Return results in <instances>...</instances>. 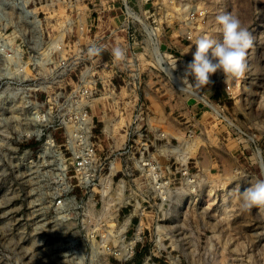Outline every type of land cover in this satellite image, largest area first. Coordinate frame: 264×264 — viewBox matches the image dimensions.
Returning a JSON list of instances; mask_svg holds the SVG:
<instances>
[{"label": "rangeland", "instance_id": "obj_1", "mask_svg": "<svg viewBox=\"0 0 264 264\" xmlns=\"http://www.w3.org/2000/svg\"><path fill=\"white\" fill-rule=\"evenodd\" d=\"M107 2L0 0V264H264V210L238 198L264 179V0L167 2L158 42L185 64L196 38H220V14L252 36L242 77L200 87L185 64L151 69L143 31L138 87L112 56L123 33L98 37ZM185 2L202 10L189 41ZM78 156L91 160L80 170ZM122 222L140 232L128 259L104 246Z\"/></svg>", "mask_w": 264, "mask_h": 264}, {"label": "built area", "instance_id": "obj_2", "mask_svg": "<svg viewBox=\"0 0 264 264\" xmlns=\"http://www.w3.org/2000/svg\"><path fill=\"white\" fill-rule=\"evenodd\" d=\"M113 2V5L109 6L106 5V7H102V12L105 9L108 10H114L115 15L112 16L113 22L110 25L111 29L107 30V32H103L99 37L100 38H107V39H113L114 35L117 34V32L123 33V39L122 44L120 47H123L126 49L127 52V59L124 63L125 66H132L133 71V78L134 82H137V86H140L141 83V73H140V62H141V52H139L140 46H141V39L139 38V35L143 34L146 37V42H148V45L146 43V50H148V53H146L147 56L150 57V67L151 69L157 70L160 73H163L169 78H173L172 74L170 75L167 72V68L172 69L173 74L174 66H183L185 64V59L183 57L182 52H180V56L177 54V51L170 50L167 47L165 49L160 48L159 42H158V36L157 34L159 28L162 30V25L169 26L172 22L169 23L172 17H170L169 12V5L167 2L170 0H107ZM147 1L150 2L149 8H144ZM181 6V7H180ZM179 10L182 13V19L184 20V33H182V38L186 40H193L197 35L196 33L199 32V30H196L194 24V18H197L198 15L202 13L198 11L197 5L185 2L180 4ZM144 10L143 12H149L151 9L152 12H150L148 15L143 16L141 10ZM202 9V8H201ZM99 16L96 18V27L99 26ZM143 17V18H142ZM147 17H152L150 21L148 22ZM116 18V19H115ZM145 21H144V20ZM93 24V23H92ZM91 24V25H92ZM101 24V23H100ZM102 25V24H101ZM103 26V25H102ZM109 26V25H108ZM103 29V27L101 28ZM194 29V30H193ZM161 34V33H160ZM154 42L157 44V48L154 47ZM184 70H180V73H183ZM136 88V86H135ZM226 89H230V86H226ZM198 92V91H197ZM204 100L202 101L197 99L195 100L202 101L204 104H208V97L198 92ZM244 134V132H240ZM130 138V133H128V139ZM131 148V144H130ZM78 158V159H77ZM91 161L86 156H78L75 158V164L74 167L76 170H80L81 168H84V166ZM62 199L57 200V204H61ZM129 228L126 226L125 222H122L121 226L110 228L109 230H106L104 234V246H106L112 255L118 258H124L128 259L132 256L134 253V250L136 248V245L140 239V232L138 228H134L131 233L128 235ZM98 243H94L93 240L89 244V248L93 250L95 246H98ZM185 264H191L189 261Z\"/></svg>", "mask_w": 264, "mask_h": 264}, {"label": "clouds", "instance_id": "obj_3", "mask_svg": "<svg viewBox=\"0 0 264 264\" xmlns=\"http://www.w3.org/2000/svg\"><path fill=\"white\" fill-rule=\"evenodd\" d=\"M216 31L219 39L201 35L194 41L192 60L184 66L185 78L191 77L197 87L211 83V77L220 73L225 77H242L247 68L246 55L252 46V36L236 15L223 13L216 17ZM101 49L91 46L90 56L98 55ZM115 62H125L126 49L120 46L112 49ZM240 207L243 211L253 208L264 210V179H259L243 192L238 193Z\"/></svg>", "mask_w": 264, "mask_h": 264}, {"label": "bare ground", "instance_id": "obj_4", "mask_svg": "<svg viewBox=\"0 0 264 264\" xmlns=\"http://www.w3.org/2000/svg\"><path fill=\"white\" fill-rule=\"evenodd\" d=\"M154 47H155V44H154ZM157 47H158V46H157ZM157 47H156V48H157ZM182 89H183V90H188V91H190V92H191V94H193L194 96H196V95H198V96H199V94H197V93H194V92L192 91V89H191V90H189V89H188V87H185V88H182ZM199 97H200V96H199ZM199 97H198L197 99H199V100H201V99H202V101L204 100L203 98H201V97L199 98Z\"/></svg>", "mask_w": 264, "mask_h": 264}, {"label": "crops", "instance_id": "obj_5", "mask_svg": "<svg viewBox=\"0 0 264 264\" xmlns=\"http://www.w3.org/2000/svg\"><path fill=\"white\" fill-rule=\"evenodd\" d=\"M106 5L111 6V5H113V2L110 3V1H108V2L106 3ZM104 7H105V6H104ZM111 11H112V10H111Z\"/></svg>", "mask_w": 264, "mask_h": 264}]
</instances>
